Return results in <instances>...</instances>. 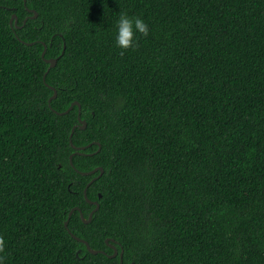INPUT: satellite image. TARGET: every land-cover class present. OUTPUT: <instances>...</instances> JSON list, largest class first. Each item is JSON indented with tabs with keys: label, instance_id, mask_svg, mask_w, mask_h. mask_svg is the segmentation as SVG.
I'll return each instance as SVG.
<instances>
[{
	"label": "trees",
	"instance_id": "trees-1",
	"mask_svg": "<svg viewBox=\"0 0 264 264\" xmlns=\"http://www.w3.org/2000/svg\"><path fill=\"white\" fill-rule=\"evenodd\" d=\"M0 237L4 264H264V0H0Z\"/></svg>",
	"mask_w": 264,
	"mask_h": 264
},
{
	"label": "water",
	"instance_id": "water-1",
	"mask_svg": "<svg viewBox=\"0 0 264 264\" xmlns=\"http://www.w3.org/2000/svg\"><path fill=\"white\" fill-rule=\"evenodd\" d=\"M23 2H24V4H25V0H23ZM33 12V11H32ZM36 16V15H35ZM34 16V17H35ZM10 24L12 25H14L16 28H20V27H18L17 26V18H16V16H12V18H11V20H10ZM29 45H33V44H29ZM45 51H46V47L44 46V50H43V52H42V58H44V55H45ZM63 54V53H62ZM56 59H50V60H45V62L49 65V69L50 68H53L55 65H56ZM44 79H45V76H44ZM49 89L51 90V91H53V96L50 98V100H49V102L52 100V99H54L55 97H56V91L52 88V87H49ZM74 106H78V122H79V124H80V126H79V128L80 129H84L85 128V121H83V120H81L80 119V107H79V105L77 104V103H73L70 107H69V109L67 110V111H65V112H63V113H57L58 115H65V114H68L72 109H73V107ZM74 129H75V127L73 128V130H72V133H73V131H74ZM71 136H72V134H71ZM71 146H72V148L75 150V153L74 154H72L71 155V157H70V165L72 166V158H73V156H75V155H81V151H84L86 148L85 147H80V148H77V147H74L72 144H71ZM97 171H99L100 172V174H99V176L100 175H102V173H103V170L101 169V168H98V169H96V170H93V171H91V172H84V173H81V172H78L79 174H81L82 176H91V175H94ZM98 178V177H97ZM97 178H94L91 182H89V184L87 185V187L85 188V190H84V198H85V200L88 202V203H90V204H94V205H96V208H95V210H93V212L94 211H96L97 209H98V205L96 204V203H92V202H90L88 199H87V188L97 179ZM73 211H78L79 213H80V218L82 219V221L85 223V224H87V223H89L90 221H91V217H92V214H93V212L89 215V218H88V220H85L84 219V217H83V215H82V213L77 209V208H75V209H73L71 212H70V214H69V216H71L72 215V213H73ZM67 225H68V221L65 223V227L67 228ZM68 233H69V235L73 238V239H75L76 241H78V242H80V243H82V244H84L85 246H86V248H87V250H88V252L90 253V254H93V255H96V254H98V253H103V252H101V251H95V250H92L91 248H90V246L88 245V243L87 242H85V241H83V240H81V239H79V238H77V237H75L69 230H68ZM113 242V241H112ZM106 243H108V240L106 241ZM114 243V242H113ZM110 248L113 250V255L112 256H110V258H115V257H117V255H118V250H117V248H116V246H114V245H111L110 246ZM120 254V258L122 259V254H123V252H122V250H121V252L119 253Z\"/></svg>",
	"mask_w": 264,
	"mask_h": 264
},
{
	"label": "clouds",
	"instance_id": "clouds-1",
	"mask_svg": "<svg viewBox=\"0 0 264 264\" xmlns=\"http://www.w3.org/2000/svg\"><path fill=\"white\" fill-rule=\"evenodd\" d=\"M138 34L147 36L149 26L137 16H129L127 13L120 14L116 21L115 44L122 50L135 48L138 44ZM4 239L0 237V253L4 252ZM4 256L0 255V264H4Z\"/></svg>",
	"mask_w": 264,
	"mask_h": 264
}]
</instances>
